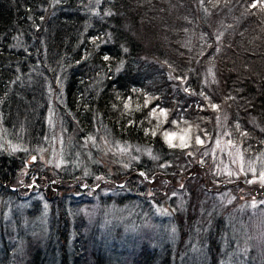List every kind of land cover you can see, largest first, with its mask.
Here are the masks:
<instances>
[{
  "label": "trees",
  "instance_id": "trees-1",
  "mask_svg": "<svg viewBox=\"0 0 264 264\" xmlns=\"http://www.w3.org/2000/svg\"><path fill=\"white\" fill-rule=\"evenodd\" d=\"M50 93H61L56 110L72 131L66 154L71 171L81 158L92 164L79 146L100 135L135 150L127 163L106 164V178L129 187L134 172L163 182L192 173L195 165L178 156L194 162L222 114L228 115L229 140L246 155L258 154L264 148V0H0L3 127L42 134ZM16 161L0 156V185L14 179ZM182 193L161 197L188 204ZM139 197L126 192L115 203L146 207ZM165 200L156 205H168ZM64 203L63 213L74 209ZM192 209L188 243L153 255L141 248L131 264H185L194 246L217 264L220 243L229 242L226 229L217 210L206 209L211 222L204 232L207 216L198 219ZM67 217L54 240L56 255L35 252L33 264L54 258L55 264H123L104 246L90 254L83 238L65 249Z\"/></svg>",
  "mask_w": 264,
  "mask_h": 264
},
{
  "label": "rangeland",
  "instance_id": "rangeland-1",
  "mask_svg": "<svg viewBox=\"0 0 264 264\" xmlns=\"http://www.w3.org/2000/svg\"><path fill=\"white\" fill-rule=\"evenodd\" d=\"M60 96L50 93L47 99L51 108L46 112L42 134L22 127L9 133L0 120V156L19 159L14 179L0 185L1 261L33 264L31 256L35 252L50 255L58 231L65 228L59 224L68 216L69 244L65 249L69 245L74 249L75 240L83 238L90 243V254L104 246L113 261L131 264L132 255L141 248L144 251L147 247L153 255L157 250L176 251L179 245L188 243V229L190 234L192 229L186 215L192 207L198 219L207 216L204 232L211 222L206 209H216L226 229L229 242L220 243L217 264H264V148L258 154L246 155L234 145L228 138L227 114L218 117L212 136L193 156L194 162L187 154L178 156L195 165L192 173L163 182L147 180L145 173L134 172L129 175L128 187L129 182L106 178V164L112 168L113 159L126 162L135 150L106 142L104 136L79 146L82 152L91 154L92 164L88 158H81L73 171L69 169L66 154L73 136L56 110ZM45 97L49 98L48 93ZM140 154L149 156L148 151ZM126 192L137 193L147 205L145 209L117 205L116 198ZM167 192L174 196L187 193L188 204L180 202L181 197L175 199L173 209L169 197H161ZM165 198L168 205H156V200ZM64 199L65 206L73 210L62 212ZM108 199L112 203L106 205ZM194 248L197 252L194 249L185 254V264H211L205 248ZM51 264H55V258Z\"/></svg>",
  "mask_w": 264,
  "mask_h": 264
},
{
  "label": "snow or ice",
  "instance_id": "snow-or-ice-1",
  "mask_svg": "<svg viewBox=\"0 0 264 264\" xmlns=\"http://www.w3.org/2000/svg\"><path fill=\"white\" fill-rule=\"evenodd\" d=\"M165 135L167 136L168 134L166 133Z\"/></svg>",
  "mask_w": 264,
  "mask_h": 264
}]
</instances>
